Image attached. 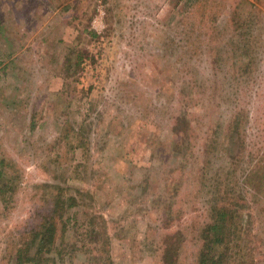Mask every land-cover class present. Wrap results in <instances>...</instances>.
<instances>
[{
  "label": "rangeland",
  "instance_id": "obj_1",
  "mask_svg": "<svg viewBox=\"0 0 264 264\" xmlns=\"http://www.w3.org/2000/svg\"><path fill=\"white\" fill-rule=\"evenodd\" d=\"M2 155L0 264L59 190L58 264H194L227 187L264 264V0H0Z\"/></svg>",
  "mask_w": 264,
  "mask_h": 264
},
{
  "label": "trees",
  "instance_id": "obj_2",
  "mask_svg": "<svg viewBox=\"0 0 264 264\" xmlns=\"http://www.w3.org/2000/svg\"><path fill=\"white\" fill-rule=\"evenodd\" d=\"M197 7V6H196ZM217 19V18H216ZM216 19L211 18L212 25L215 24ZM240 20L239 18L237 21ZM238 23H241L238 22ZM216 28H213V31ZM219 36L218 34H216ZM248 51H253V48L248 47ZM216 54V53H215ZM219 57L221 53L217 52ZM216 55V63L222 61ZM215 63V64H216ZM217 67V65L215 66ZM239 69L238 71H240ZM242 115L238 114L233 119L230 126V132L236 134L243 129L244 125L241 120ZM35 123H31V126ZM175 129H178L177 127ZM246 144L240 142L237 155L231 157L236 163L245 152ZM0 204L7 211L11 208L13 203V196L15 190H11L9 186L10 176L5 173L8 168L13 165L12 161L7 160V157L0 158ZM6 168V172L5 169ZM52 189V187H49ZM226 197L224 201L217 200L210 206V219L206 225L199 228L198 239L200 242L199 250L194 256V264H248L241 260L245 257L249 258L247 252L250 247L246 244V236H252V223H244V216H248L244 212V207L241 202L244 198L235 193L227 187L224 191ZM55 194V193H54ZM68 201H76L74 196L63 193L62 190L57 191L53 197V204L47 211V216L43 217L41 222L36 223L32 228L27 229V234L21 237L18 242H12L11 252L7 255L6 264H58L59 257L62 255L57 246V232L58 224L63 222L66 213L72 209L74 204L68 205ZM67 211V212H66ZM250 219V217H249ZM251 220V219H250ZM170 225H168V228ZM179 234L167 235L163 239L164 243V257L163 264H177L180 260L179 250H181V241ZM254 260L250 264H253ZM108 264H114L111 257L108 258Z\"/></svg>",
  "mask_w": 264,
  "mask_h": 264
}]
</instances>
